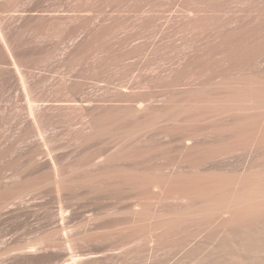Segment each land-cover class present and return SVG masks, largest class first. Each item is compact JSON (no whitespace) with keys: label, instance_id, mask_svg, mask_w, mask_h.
<instances>
[{"label":"rangeland","instance_id":"1","mask_svg":"<svg viewBox=\"0 0 264 264\" xmlns=\"http://www.w3.org/2000/svg\"><path fill=\"white\" fill-rule=\"evenodd\" d=\"M231 1L0 0V264H183L167 254L170 237L126 240L135 220L147 223L138 216L146 186L137 184L172 157L157 156L154 133L123 154L118 172L89 162L113 139L82 140L96 118L106 127L120 120L109 127L115 136L134 127L141 104L176 90L171 72L208 62L196 52L212 49L219 24L242 9ZM51 160L65 191L49 179Z\"/></svg>","mask_w":264,"mask_h":264},{"label":"bare ground","instance_id":"2","mask_svg":"<svg viewBox=\"0 0 264 264\" xmlns=\"http://www.w3.org/2000/svg\"><path fill=\"white\" fill-rule=\"evenodd\" d=\"M229 4L242 9L219 24L218 41L212 49L196 52V58L206 57L208 62L184 64L181 70L171 72L176 90L141 104L143 114L132 122L134 127L131 121L125 122L121 135L110 131L120 120L111 126L107 122L109 128L97 124L96 118L92 120V133L81 139H113L112 150L110 147L101 156L94 151L88 159L93 170L118 172L123 154L134 151V145L146 144L149 133H154L157 156L169 152L172 157L158 166L153 164L158 173L154 170L157 174H152L149 181L142 178L145 182H138L137 186H146L148 195H142L140 188L139 196L148 200L143 207V200L137 196L142 201L141 209L147 210L138 216L147 223L135 220L136 225L128 227L126 240H155V245H161L162 238L170 237L169 248L164 246L165 241L163 246L167 254L178 253L183 264H264V0ZM204 73H208L204 80L182 82L183 77L198 78ZM29 111L33 115L34 107ZM127 124L131 128L127 129ZM56 164L51 160L48 175L61 192L66 177ZM109 184L111 190L113 184ZM152 206L159 211L170 207L172 211H151ZM133 213L130 218H137Z\"/></svg>","mask_w":264,"mask_h":264}]
</instances>
